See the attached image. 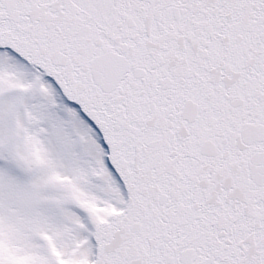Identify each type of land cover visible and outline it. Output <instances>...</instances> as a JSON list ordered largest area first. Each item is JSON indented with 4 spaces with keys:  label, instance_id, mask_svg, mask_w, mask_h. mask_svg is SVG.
Here are the masks:
<instances>
[{
    "label": "snow or ice",
    "instance_id": "obj_1",
    "mask_svg": "<svg viewBox=\"0 0 264 264\" xmlns=\"http://www.w3.org/2000/svg\"><path fill=\"white\" fill-rule=\"evenodd\" d=\"M0 264H264V0H0Z\"/></svg>",
    "mask_w": 264,
    "mask_h": 264
}]
</instances>
